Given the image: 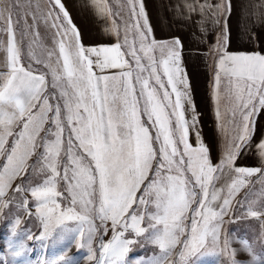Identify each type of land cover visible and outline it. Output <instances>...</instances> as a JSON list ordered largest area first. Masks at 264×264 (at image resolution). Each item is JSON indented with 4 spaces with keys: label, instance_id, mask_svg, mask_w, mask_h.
I'll list each match as a JSON object with an SVG mask.
<instances>
[{
    "label": "snow or ice",
    "instance_id": "snow-or-ice-1",
    "mask_svg": "<svg viewBox=\"0 0 264 264\" xmlns=\"http://www.w3.org/2000/svg\"><path fill=\"white\" fill-rule=\"evenodd\" d=\"M127 4L131 23L123 34L115 25L104 28L108 40L91 44L83 42L64 0H48L47 12L40 0H11L7 9L0 8V43L7 56L0 61V214L15 204L32 215L30 196L43 226L39 239L49 235L50 226L77 221L80 239L73 243L86 248V260L97 264H199L197 254L207 247L230 253L231 264H245L234 258L222 226L225 216L229 222L264 217V204L255 208L237 201L233 210L248 178L264 177V136L258 146L251 143L253 121L264 111V12L242 11L233 26L232 0H175L167 5L170 15L154 25L145 0ZM97 7L105 17L111 12L106 0H98ZM192 24L189 58L204 52L215 56L217 106L223 79L234 121L235 134L224 142L215 164L184 67L182 36ZM41 25L50 30L51 47L37 39ZM162 25L179 34L158 39ZM232 44L241 47L230 52ZM252 148L260 167H234ZM229 174L233 178L217 187ZM35 178L39 182L33 184ZM93 214L104 234L107 221L113 232L108 242L98 244L99 257L93 248ZM146 217L147 227H141ZM148 229L161 254L148 261L127 258L136 240L124 234L140 237ZM241 243L240 251L251 256L247 264H264V252L254 255L247 240ZM23 251L20 246L12 255ZM63 252V264L78 259H65Z\"/></svg>",
    "mask_w": 264,
    "mask_h": 264
},
{
    "label": "crops",
    "instance_id": "crops-1",
    "mask_svg": "<svg viewBox=\"0 0 264 264\" xmlns=\"http://www.w3.org/2000/svg\"><path fill=\"white\" fill-rule=\"evenodd\" d=\"M10 2L11 0H3V3L0 4V8L7 9ZM64 2L68 5V10L74 22L77 24L78 28H80L82 40L85 44H91L100 39H105L107 41L108 36L102 32V29L112 28L114 25L118 26L121 34H123L125 25L131 23L127 16V0H106L111 10L107 17L99 12L97 7L98 0H64ZM174 2L175 0H145L149 18L154 25L157 18L162 19L170 15V13L167 12V5ZM21 3H25V0H21ZM40 6L44 12H47L48 0H40ZM242 11L245 13L264 12V0H232L231 23L233 26L239 21ZM13 19H15V11H13ZM29 22L31 23V21ZM195 29V24L187 26V31L182 36L185 41L184 67L186 68L187 79L190 83V91L195 111L199 116V127L202 130L201 135L205 145L211 149L213 163L215 164L219 162L222 155L223 144L227 141L224 140V135H220L225 132V124L228 126L225 119L232 116L228 98L223 91L225 87L223 79L220 85L221 94L219 105L217 106L216 97L214 95V77L218 70V65L215 56L209 55L208 52H204L201 55L192 54L191 58H189L188 42L190 33L195 31ZM38 31L39 36L37 39L43 42L45 48L51 47L52 40L50 30L41 25ZM169 34L179 33L170 32V29L164 25L161 26V29L156 31V37L158 39L165 38ZM17 37L19 38V32H17ZM212 42L213 36L209 34L207 43L211 45ZM200 47H203V45ZM240 47L241 45L239 44L228 45V51L235 52ZM3 49L4 45L0 43V61L7 59ZM35 50L38 54L42 52L39 45L36 46ZM3 70V67L0 66V71ZM187 115L188 111H186V116ZM253 124L255 132L252 136L251 143L258 146L261 136H264V111H261L259 117L253 121ZM190 142L193 143L194 147L196 146L194 137L190 136ZM9 144H11V138H9ZM2 163H4V161L0 159V164ZM242 166L260 167V160L255 148L243 151L239 158L236 159L234 167ZM230 178H233L230 174L221 176L220 180L216 182L217 187L228 182Z\"/></svg>",
    "mask_w": 264,
    "mask_h": 264
},
{
    "label": "rangeland",
    "instance_id": "rangeland-1",
    "mask_svg": "<svg viewBox=\"0 0 264 264\" xmlns=\"http://www.w3.org/2000/svg\"><path fill=\"white\" fill-rule=\"evenodd\" d=\"M225 120L228 126L225 124V132L220 135H224V140H228L235 134L234 121L232 117L226 118ZM262 180H264V177L259 176V174L248 178L246 185L237 192L234 198L233 210L239 207L236 203L237 201H243L246 206L249 202H252L255 208H259L261 204H264V183L261 182ZM38 182L39 178L33 180V184ZM139 195L140 193L138 192L137 196ZM28 198L29 211L32 215H27L23 210L18 209L15 204H9L8 207L3 209L2 214H0V250H2L0 251V259H3L5 264H53V261H55V264H63L59 256L65 248L68 249L67 252H63L65 259L67 257L78 258L74 264H97L95 260L91 262L86 260V256L88 255L86 248H78L73 243V241L80 239L77 231L79 222L77 221H65L62 225L55 228L50 226L49 235L41 241L39 237L43 234L42 222L35 215L36 208L32 198L30 196ZM60 202L63 208L66 202L63 198H60ZM149 211H151L150 208ZM240 211H244V208H241ZM16 219H20L21 223L19 225H15ZM224 220L222 234L228 236L230 240L229 248L236 252L234 258L237 261L242 260L247 264L251 259V256L247 252L242 253L240 251L243 247L242 240H247L254 255H259L264 252V227H261L260 222L264 221V217H261L260 221L249 217L247 219L239 218L233 222H229L230 217L225 216ZM93 223L97 228L93 248L97 251V256L99 257L100 251L98 244L100 241L108 242L112 238V226L111 221L105 222L104 227L108 231L104 234L100 221L94 218V214ZM140 226L147 227V217ZM85 228H87L86 225ZM151 232L152 230L148 229L140 237H134L131 231L124 234L125 238L136 240V243L131 246L127 258L142 257L145 261H148L161 254L158 245L151 241ZM29 235H31L32 239H28ZM61 236H63V242L58 243ZM9 240H11L13 245L11 249L8 248ZM20 246L24 248L22 255L19 257L13 256L12 252L19 250ZM197 255L199 257V264H231L232 259L230 253H221L219 249H213L211 247H207ZM173 259L178 260L179 257L173 254ZM195 259L193 258V261ZM103 264H111V261L104 260Z\"/></svg>",
    "mask_w": 264,
    "mask_h": 264
}]
</instances>
